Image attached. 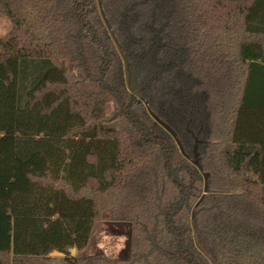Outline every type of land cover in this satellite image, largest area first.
<instances>
[{"label": "trees", "instance_id": "16d2710c", "mask_svg": "<svg viewBox=\"0 0 264 264\" xmlns=\"http://www.w3.org/2000/svg\"><path fill=\"white\" fill-rule=\"evenodd\" d=\"M100 2L0 0V264H264V0Z\"/></svg>", "mask_w": 264, "mask_h": 264}, {"label": "rangeland", "instance_id": "374dc122", "mask_svg": "<svg viewBox=\"0 0 264 264\" xmlns=\"http://www.w3.org/2000/svg\"><path fill=\"white\" fill-rule=\"evenodd\" d=\"M11 21L3 14H0V37L5 36L11 29ZM70 70L71 74L75 73V67L70 63H65ZM113 110L110 105L108 113ZM51 181V180H46ZM103 219L98 221L97 227L93 232L92 248L95 251H100L108 256L115 258H127L130 254V225L129 223H122L123 228H119L118 223L111 220V211L103 212ZM77 254V250L75 255ZM74 255V256H75ZM60 257V256H51Z\"/></svg>", "mask_w": 264, "mask_h": 264}, {"label": "water", "instance_id": "95a60500", "mask_svg": "<svg viewBox=\"0 0 264 264\" xmlns=\"http://www.w3.org/2000/svg\"><path fill=\"white\" fill-rule=\"evenodd\" d=\"M99 4H100V10H101V13H102V15H103V17H104V19H105V21H106L108 27H109V24H108L107 19H106L105 15H104V12H103V9H102V6H101V2H100V0H99ZM109 28H110V27H109ZM112 34H113V33H112ZM113 37H114V35H113ZM115 40H116V38H115ZM116 42H117V41H116ZM117 45L119 46L118 42H117ZM119 48H120V46H119ZM123 57H124V60H125L126 77H127V79H128L129 74H128V71H127L126 59H125V56H124V55H123ZM156 119L158 120V118H156ZM165 127H166L168 130L171 131V129H170L169 127H167V126H165ZM195 163H198V161L196 160ZM66 252H69L72 256H74L75 253H76V248H75V247H69V248L66 249L65 252H61V251H59V250H57V249H53L52 252H50L49 255H50V256H60V257H64V256L66 255Z\"/></svg>", "mask_w": 264, "mask_h": 264}]
</instances>
